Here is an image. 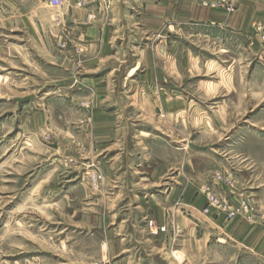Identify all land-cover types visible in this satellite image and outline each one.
Returning a JSON list of instances; mask_svg holds the SVG:
<instances>
[{
  "label": "rangeland",
  "instance_id": "rangeland-1",
  "mask_svg": "<svg viewBox=\"0 0 264 264\" xmlns=\"http://www.w3.org/2000/svg\"><path fill=\"white\" fill-rule=\"evenodd\" d=\"M144 252L264 264V0H0V264Z\"/></svg>",
  "mask_w": 264,
  "mask_h": 264
},
{
  "label": "crops",
  "instance_id": "crops-1",
  "mask_svg": "<svg viewBox=\"0 0 264 264\" xmlns=\"http://www.w3.org/2000/svg\"><path fill=\"white\" fill-rule=\"evenodd\" d=\"M154 215H156V219H157V222H161V223H163L164 222V220H165V217H166V211L164 210L163 212H162V210L160 209V210H156V209H154ZM182 217H183V215H182ZM182 217H180L179 219H181V221H182ZM183 222H185L187 225L189 224L188 223V221L187 220H184ZM166 237H165V240H164V243H162V248L163 247H166V249L168 248L167 246H168V242H167V239H168V236H167V234L165 235ZM162 242V241H161ZM149 259V260H148ZM150 261L151 260V264H164V263H170L168 260H166L167 262H165V257H160V256H158V257H154L153 255H151L150 253H146V252H144V257H140L139 256V259H138V261H137V264H140V262L141 261H144V262H146V261ZM121 262L120 261H118V262H114V264H120Z\"/></svg>",
  "mask_w": 264,
  "mask_h": 264
},
{
  "label": "built area",
  "instance_id": "built-area-1",
  "mask_svg": "<svg viewBox=\"0 0 264 264\" xmlns=\"http://www.w3.org/2000/svg\"><path fill=\"white\" fill-rule=\"evenodd\" d=\"M57 3V2H56Z\"/></svg>",
  "mask_w": 264,
  "mask_h": 264
}]
</instances>
